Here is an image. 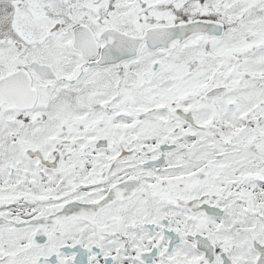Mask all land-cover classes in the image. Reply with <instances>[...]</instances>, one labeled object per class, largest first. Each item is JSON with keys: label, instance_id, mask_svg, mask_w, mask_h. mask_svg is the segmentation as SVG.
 <instances>
[{"label": "snow or ice", "instance_id": "obj_1", "mask_svg": "<svg viewBox=\"0 0 264 264\" xmlns=\"http://www.w3.org/2000/svg\"><path fill=\"white\" fill-rule=\"evenodd\" d=\"M0 264H264V0H0Z\"/></svg>", "mask_w": 264, "mask_h": 264}]
</instances>
